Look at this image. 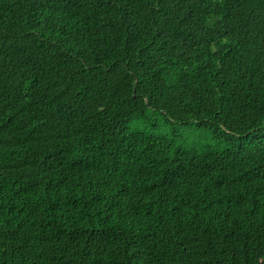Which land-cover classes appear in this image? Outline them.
Segmentation results:
<instances>
[{
	"label": "trees",
	"instance_id": "obj_1",
	"mask_svg": "<svg viewBox=\"0 0 264 264\" xmlns=\"http://www.w3.org/2000/svg\"><path fill=\"white\" fill-rule=\"evenodd\" d=\"M0 264H264V0H0Z\"/></svg>",
	"mask_w": 264,
	"mask_h": 264
}]
</instances>
